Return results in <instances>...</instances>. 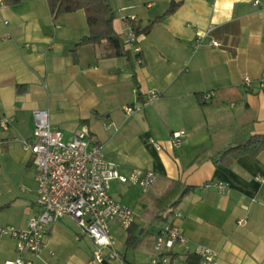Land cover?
I'll use <instances>...</instances> for the list:
<instances>
[{"label": "crops", "instance_id": "0c3cea01", "mask_svg": "<svg viewBox=\"0 0 264 264\" xmlns=\"http://www.w3.org/2000/svg\"><path fill=\"white\" fill-rule=\"evenodd\" d=\"M109 2L121 54L108 39L81 44L90 34L84 9L55 18L47 0H21L0 10V226L24 229L37 211V170L23 141L32 138L35 112L45 111L69 138L87 127L122 174L136 167L157 173L148 193L111 182L113 197L135 210L131 232L137 241L129 245V230L112 220L122 259L102 264H147L166 224L178 225L187 238L167 264H199L198 245L218 251L215 264H264V151L230 166L217 160L235 141L264 134V0ZM153 22L149 33L139 35V63L124 43L126 32ZM210 25L209 39L221 45L195 49V38ZM154 88L161 97L145 105ZM210 91L216 96L205 100ZM126 105L139 109L127 117ZM176 130L188 133L180 147L171 143ZM209 181L229 187L220 193L205 188ZM185 190L172 211L170 203ZM96 248L72 218L63 217L51 227L40 256L26 252L23 259L93 264ZM19 256L16 240L1 236L0 264Z\"/></svg>", "mask_w": 264, "mask_h": 264}, {"label": "built area", "instance_id": "2783aa9c", "mask_svg": "<svg viewBox=\"0 0 264 264\" xmlns=\"http://www.w3.org/2000/svg\"><path fill=\"white\" fill-rule=\"evenodd\" d=\"M6 6L5 0H0V10ZM131 22L135 15L126 17ZM7 23V21H5ZM214 26L210 25L195 38L194 48L204 44L219 47L217 39L210 38ZM125 45L137 55V61L142 63L139 54V35L133 25L128 27L125 35ZM261 80L264 82V71ZM246 85L251 83L247 75L243 77ZM216 96L215 91L206 92L205 100ZM161 97L157 88L146 93L145 105H151ZM136 106L126 105L124 111L127 117L133 115ZM36 126L31 139L23 141L24 147L33 154V163L37 170V211L28 221V226L19 229L11 225L0 226V237L10 236L17 242L20 256L16 261L5 264H31L23 259V254L32 252L40 256L47 244L51 227L63 217L72 218L82 231L96 245L93 264H102L107 259H122L116 248V239L110 223L118 219L123 228L128 229L136 222L135 210L117 199L111 193V182L116 180L123 184L137 186L143 193H148L157 181V173L153 170L133 168L125 175L120 172L119 165L107 158L102 145L93 141L89 129L79 127L67 140L64 133L53 127L45 111H36ZM8 120L3 119L1 125L7 127ZM188 133L185 130L173 131L171 143L180 147L186 141ZM157 149L162 145L154 143ZM205 188H216L224 193L229 187L228 182L209 181ZM246 223L239 220L240 225ZM187 241L181 228L176 224H166L157 236L154 251L147 264H167L174 247ZM194 253L200 257L199 264H215L218 251L213 248L198 245Z\"/></svg>", "mask_w": 264, "mask_h": 264}, {"label": "trees", "instance_id": "16d2710c", "mask_svg": "<svg viewBox=\"0 0 264 264\" xmlns=\"http://www.w3.org/2000/svg\"><path fill=\"white\" fill-rule=\"evenodd\" d=\"M49 4L50 11L52 15L57 18L65 13L77 11L84 9L87 15V20L90 28V34L84 37L81 44H97L104 39H108L113 44L115 48V53L121 54L123 50L121 49L120 37L115 33L113 28L114 12L111 7L109 0H47ZM21 0H5L6 5H15L20 3ZM177 5V4H175ZM173 5L169 11L175 8ZM154 22L150 24L143 31L134 29L141 35V32L149 33ZM264 151V134L250 135L246 139L241 141H235V143L224 150L221 156L217 159L220 160L225 166H230L233 162L240 156L245 154H250L252 156H257ZM188 190L183 191L180 197L170 203V208L174 211L180 199L185 196ZM1 208V207H0ZM162 218V215L160 216ZM135 224V223H134ZM131 225L128 230L130 235L127 239L129 245L136 243L137 237L132 236ZM156 239V238H155ZM156 241V240H155ZM154 251V247L152 252ZM198 256V255H195ZM200 262V257L199 261Z\"/></svg>", "mask_w": 264, "mask_h": 264}, {"label": "rangeland", "instance_id": "374dc122", "mask_svg": "<svg viewBox=\"0 0 264 264\" xmlns=\"http://www.w3.org/2000/svg\"><path fill=\"white\" fill-rule=\"evenodd\" d=\"M69 138V136L66 134L65 136H64V140H67Z\"/></svg>", "mask_w": 264, "mask_h": 264}]
</instances>
